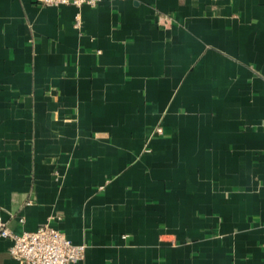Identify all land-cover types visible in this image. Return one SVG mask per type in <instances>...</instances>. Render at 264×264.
<instances>
[{"label":"crops","instance_id":"0c3cea01","mask_svg":"<svg viewBox=\"0 0 264 264\" xmlns=\"http://www.w3.org/2000/svg\"><path fill=\"white\" fill-rule=\"evenodd\" d=\"M0 216L82 264H264V0H0Z\"/></svg>","mask_w":264,"mask_h":264},{"label":"built area","instance_id":"2783aa9c","mask_svg":"<svg viewBox=\"0 0 264 264\" xmlns=\"http://www.w3.org/2000/svg\"><path fill=\"white\" fill-rule=\"evenodd\" d=\"M43 5L73 4L96 6L101 0H38ZM163 21H162V19ZM164 24L171 23L169 15L159 16ZM80 23L77 18V24ZM161 130V129H159ZM0 237L11 239L9 251L14 259L25 264H82L86 245L76 244L66 234L46 222L33 231L16 233L0 216Z\"/></svg>","mask_w":264,"mask_h":264}]
</instances>
